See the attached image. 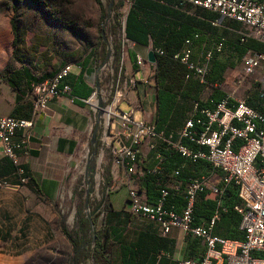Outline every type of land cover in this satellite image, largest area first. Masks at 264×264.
<instances>
[{"label":"built area","instance_id":"1","mask_svg":"<svg viewBox=\"0 0 264 264\" xmlns=\"http://www.w3.org/2000/svg\"><path fill=\"white\" fill-rule=\"evenodd\" d=\"M176 1L181 7L189 6L216 14L219 20L213 22L215 26L223 20L238 23L241 27V31L237 32L240 43L251 39L264 45V0ZM117 2L122 6L124 1ZM124 6L125 9L116 15L117 20L113 11L102 22L101 44L107 40L106 36L116 34L115 26L121 33V41L117 50L109 46L102 59H93L92 93L83 100L90 117V134L82 152L87 146L104 144L115 168L112 181L117 180L119 170L127 176L125 212L129 216L128 228L135 222H149L157 226L161 236L168 235L172 228H178L186 237L197 239L204 245L205 254L200 261H187L184 264H264V257L256 256L264 254V113L249 107L244 98L235 99L227 95L218 102L209 100V108H201L197 102L193 103L190 116L181 128L173 132L158 131L151 120L135 119V112L140 110L146 94H139V82L126 76L129 58L126 46L131 51L134 47L125 37V23L132 0H126ZM197 38L198 35H194L185 39L181 49L171 58L186 68V80L192 77L200 84H207L206 77L214 56L225 49L221 40L212 49L194 56ZM148 52H153L155 57L166 55L164 50L157 48L148 49ZM133 65L141 72L146 67L153 71L156 68V62L149 64L146 57L139 55L134 57ZM240 65L243 77L249 78L262 69L264 54L247 51L242 55ZM73 69H79V63H67L52 78L32 84L27 94L32 99L28 119L0 117V147L4 157L14 166V175L21 185L29 182L18 157L27 146L26 132L45 111L49 101L70 95L71 88L64 83V79ZM131 94L135 95L134 100ZM121 105H126L128 110H120ZM118 128L122 129L121 133H116ZM109 139L112 144L107 142ZM144 143L150 151H155V164L148 170H144L138 162ZM159 147L177 154L184 163H207L215 173L182 179L181 171L177 169L164 177L165 158ZM146 174L162 177L156 180L159 189L154 203L148 201L140 188V181ZM229 185L238 188L241 204L235 206L234 210L241 219L239 230L244 234L242 241L225 239L213 233L217 214L205 225L194 224L193 212L199 195L206 191L218 198ZM179 191L182 192L184 205L177 213L168 206V198L172 192Z\"/></svg>","mask_w":264,"mask_h":264},{"label":"crops","instance_id":"2","mask_svg":"<svg viewBox=\"0 0 264 264\" xmlns=\"http://www.w3.org/2000/svg\"><path fill=\"white\" fill-rule=\"evenodd\" d=\"M135 11L147 32L143 42L137 43L128 39L134 47L129 52L126 75L127 78L139 82L137 90L139 94H146L140 110L135 112L137 119L153 121L154 112L157 110V92L152 87L153 83L147 71L141 72L133 65L136 55L146 57L148 49L155 48L175 52L181 48L183 38L193 32H201L200 40L193 49L194 56L212 49L221 36L226 39L225 45L230 49L229 53L235 54L236 51L239 57L242 52L247 51H260L264 54V45L258 44L255 40L250 39L239 45L236 34L241 31L239 24L224 20L222 28L215 27L214 21L203 18L200 10L189 6L178 8L174 0H137ZM13 50L11 26L8 20L0 17V74L9 63L11 64L9 74L0 76V117L28 119L32 99L27 95L23 97L27 90L26 79L20 77L25 65L17 61L11 63ZM93 59L94 52L87 53L84 60L79 63V69H73L64 79V83L71 88L70 95L59 96L49 101L45 111L34 120L33 126L26 132L27 146L25 151L18 154L19 165L29 178L26 188L37 197L53 200L59 196L65 178L76 166L77 155L88 142L90 117L83 100L92 93L90 83L94 75ZM34 75L37 76L39 73ZM9 77L16 82L17 90ZM250 77H254V82L248 84L244 99L249 107L264 113V65ZM211 91L210 88L205 89L201 94V100H205ZM131 99H135L134 94H131ZM154 159L155 153L144 143L138 155V162L141 166L150 168L155 164ZM183 165L182 163L178 169L184 171ZM214 173V170H210L207 174ZM126 178L125 175L120 181H114L115 190L107 197L111 213L117 214L110 218L109 227L113 230L116 240L120 238L113 245L112 264H123L128 261L131 264H184L203 257L204 245L200 241L186 237L178 228H172L166 236H161L157 226L149 222H135L128 228L129 217L125 212ZM18 183L14 172L11 173L10 162L4 157L0 147V184L15 190L23 186ZM207 222L202 220L197 225H205ZM213 233L215 234L214 229ZM128 250L131 251L130 260Z\"/></svg>","mask_w":264,"mask_h":264},{"label":"rangeland","instance_id":"3","mask_svg":"<svg viewBox=\"0 0 264 264\" xmlns=\"http://www.w3.org/2000/svg\"><path fill=\"white\" fill-rule=\"evenodd\" d=\"M115 1L0 0V17L8 20L16 30L20 51L15 52L22 64L33 73H38L35 69L39 66L52 69L63 60L80 63L89 52H94V60L102 59L107 47L113 49L118 45L121 33L117 26L114 27L116 34L106 36L103 45L100 40L103 19L114 11L117 20L116 15L125 9L126 0H118L124 1L122 6ZM126 49L131 51L128 46ZM229 50L227 47L214 57L215 61L224 65L219 76L223 78L218 83L226 95L242 99L248 91V84L254 82V77H243L241 58L236 51L233 54ZM144 70L157 92L155 70L148 67ZM177 104L178 109L183 110V115L182 118L178 116L174 129L180 128L191 112L190 104L183 103L181 99L177 100ZM120 110L127 111L128 107L121 105ZM121 132L122 129H116V133ZM183 164V169L189 171L188 178L207 174L211 170L205 164L194 167ZM112 172H115V168L109 150L99 143L94 147L87 146L77 155L76 166L65 178L62 192L56 199L37 197L26 185L14 190L0 184V264H70L73 253L63 229L70 234L76 232L79 209L88 219L93 214L98 215L96 227L104 223V204L108 205L107 197L115 187ZM124 177L123 171L119 170L116 181ZM108 178L109 186L106 185ZM84 246L88 250L87 256L83 257L84 263L97 264L91 258L92 238L88 237Z\"/></svg>","mask_w":264,"mask_h":264},{"label":"trees","instance_id":"4","mask_svg":"<svg viewBox=\"0 0 264 264\" xmlns=\"http://www.w3.org/2000/svg\"><path fill=\"white\" fill-rule=\"evenodd\" d=\"M176 2V6L178 8H182L178 1L174 0ZM137 4V0H132V7L128 12L126 23H125V37L129 40L135 41V42H143L147 36V32L144 29V26L141 23V19L139 18L138 14L135 11V5ZM200 10L201 16L205 19L218 21L219 17L216 14H213L211 12ZM224 21V20H223ZM223 21H221L218 26V28L223 27ZM236 23V22H235ZM238 24V23H237ZM12 33L14 39H13V56L12 61H17L21 65L22 60L16 55V51H20V41L17 36L16 30L11 26ZM201 32H193L189 34L188 36L184 37L182 40V45L185 39L192 38L194 35H198L197 40L194 43V46L196 43L200 40V34ZM237 34V32H236ZM238 36V35H237ZM223 40L224 49L226 48L225 45V37L221 36L219 37L218 42ZM250 40V39H249ZM248 41V40H247ZM246 41V42H247ZM245 42V43H246ZM257 42V41H256ZM238 43L239 45H243L245 43H240L239 36H238ZM258 44H261L258 42ZM181 45V47H182ZM115 49H118V45L115 46ZM156 49V48H155ZM160 49V48H157ZM181 49V48H180ZM177 51L169 52L167 50H164L166 55L159 57H156V68H155V74L154 78L157 82V93H156V115L153 120V123L155 124V127L158 131L164 130L165 132H173L178 129H174L173 126L178 121V116L183 115V110L178 109L177 100L181 99L183 103L190 104L191 110L193 103L197 102L201 108L211 107V104L209 100H212L214 102H218L224 98H226V94L220 89V87H215L216 85H219V79L223 78L220 76V73L222 70H224V65L218 61H215L214 58L211 62L210 71L206 77L207 84H200L197 80L193 79L192 77H189L187 80L185 79V76L188 74V71L186 68L173 61L172 55ZM264 52V51H263ZM245 52H242L241 56ZM256 53H260V51H256ZM240 56V58H241ZM84 60V59H83ZM66 60H63L57 67H53L52 69H48L47 66H42L39 68H36L35 70H38L39 75H34L32 70L28 67H23V71L21 72V76L26 79V92L24 93L23 97L26 96L30 90L31 86L34 83H40L48 80L51 78L63 65L67 64ZM9 65L3 70V72L0 74V76H4L9 74ZM13 73V72H12ZM10 82L15 84V90L16 89V82L12 79H10ZM210 88L212 91L210 95L205 99L201 100V94L204 92L205 89ZM191 113V112H190ZM176 117V118H175ZM187 119V118H186ZM184 119L183 122L186 120ZM182 122V125H183ZM181 125V126H182ZM181 128V127H180ZM159 151L162 153L163 157L165 158L163 162V176L165 177L169 173H171L174 170H177L183 163V160L174 153H170L168 151H164L162 147H159ZM155 153V151H154ZM10 162V161H9ZM207 165L210 167L207 163H198L194 165ZM11 165V173L15 171L14 166L10 162ZM191 165V164H190ZM192 166V165H191ZM144 170L151 169L152 167H145L141 166ZM211 168V167H210ZM212 170V169H211ZM180 178L182 179H188L189 172L187 173L185 170H180ZM184 172V173H183ZM162 179L161 175H155V174H146L144 178L140 181V188L145 192V195L149 202L154 203L156 198L158 197V186H156V180ZM19 184V183H18ZM106 185H110V178L107 179ZM210 196H212L210 198ZM104 204V202H103ZM241 201L238 197V188L234 185H229L224 188L223 194L221 197H214L209 192H202L199 195V198L195 204L193 217H194V224L197 225V223H200L202 220L204 221H210L211 218L217 214L218 219L215 221L214 224V232L219 237L229 239V240H236V241H242L244 239V234L239 230L240 225V216L239 214L234 210V207L237 205H240ZM106 208V217L104 223L100 224L98 227H96L98 224V215L93 214L91 215V218L88 219L85 217V214H83L82 209H79L78 211V223H77V230L73 234L68 233L65 229H63V235L66 237V239L69 241L70 246L72 248V259L70 264H85L83 261V257L87 256V248L84 246V242H86L87 238H92V241L94 243L92 244L91 249V258L97 263V264H112V250L114 242L119 240L118 238L116 240V237L114 236L113 230L109 227L110 218L117 216L115 213H111L109 206L104 204ZM184 205V199L182 192H172L170 197L168 198V206L173 207L177 213H179ZM125 213V212H122ZM129 217V216H128ZM129 218H127L128 222ZM93 226V227H91ZM190 239H193L191 237H188ZM195 241H199L197 239H193ZM90 243V242H88ZM129 260L131 259V251L128 250ZM257 257H264V254H257ZM200 259H196L194 261H200ZM123 264H131L130 261Z\"/></svg>","mask_w":264,"mask_h":264},{"label":"water","instance_id":"5","mask_svg":"<svg viewBox=\"0 0 264 264\" xmlns=\"http://www.w3.org/2000/svg\"><path fill=\"white\" fill-rule=\"evenodd\" d=\"M146 59L149 64H154L156 62V57L153 52H148L146 55Z\"/></svg>","mask_w":264,"mask_h":264}]
</instances>
